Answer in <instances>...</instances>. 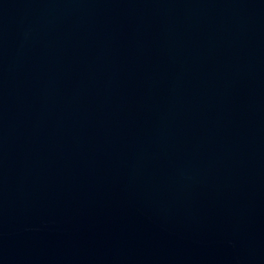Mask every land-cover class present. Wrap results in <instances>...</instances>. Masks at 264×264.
I'll return each instance as SVG.
<instances>
[{
    "label": "water",
    "instance_id": "1",
    "mask_svg": "<svg viewBox=\"0 0 264 264\" xmlns=\"http://www.w3.org/2000/svg\"><path fill=\"white\" fill-rule=\"evenodd\" d=\"M0 264H264V0H0Z\"/></svg>",
    "mask_w": 264,
    "mask_h": 264
}]
</instances>
